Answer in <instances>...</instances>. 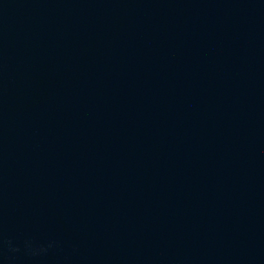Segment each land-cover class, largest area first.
I'll return each mask as SVG.
<instances>
[{
  "label": "water",
  "instance_id": "water-1",
  "mask_svg": "<svg viewBox=\"0 0 264 264\" xmlns=\"http://www.w3.org/2000/svg\"><path fill=\"white\" fill-rule=\"evenodd\" d=\"M0 264H264V0H0Z\"/></svg>",
  "mask_w": 264,
  "mask_h": 264
}]
</instances>
